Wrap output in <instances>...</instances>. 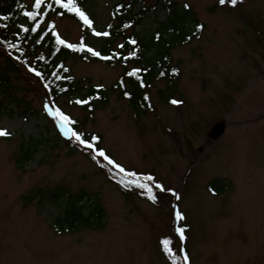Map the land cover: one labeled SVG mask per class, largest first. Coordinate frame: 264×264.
I'll use <instances>...</instances> for the list:
<instances>
[{"label":"rangeland","instance_id":"374dc122","mask_svg":"<svg viewBox=\"0 0 264 264\" xmlns=\"http://www.w3.org/2000/svg\"><path fill=\"white\" fill-rule=\"evenodd\" d=\"M127 1L86 0L82 11L92 28L85 30L81 20L51 18L66 43L77 44L87 33L85 49L100 53L85 50L66 62L83 81V94L90 86L102 91L93 97L92 113L82 109L89 101L76 103L80 96L62 98L57 107L101 136L100 148L125 172L95 160L113 168L115 177L150 176L147 181L166 191H154L155 204L123 194L74 138L60 132L44 109L47 103L55 111L37 76L25 68L2 72L0 58V129L8 133L0 136V264H169L159 244L166 237L171 256L184 264H264V0H166L188 7L198 25L193 38L169 50V66L178 70L175 93L164 91V77L153 80L144 91L151 108L137 115L113 88L124 70L113 58L121 38L102 56L108 35H93L106 32L112 7ZM131 1L135 13L148 10L135 31L151 38L165 0ZM215 124L224 127L217 139L208 135ZM29 140L37 151L18 168ZM212 181H223L227 191L212 194ZM77 195L84 196L85 211L99 203L104 219L94 229L61 234L54 217Z\"/></svg>","mask_w":264,"mask_h":264},{"label":"trees","instance_id":"16d2710c","mask_svg":"<svg viewBox=\"0 0 264 264\" xmlns=\"http://www.w3.org/2000/svg\"><path fill=\"white\" fill-rule=\"evenodd\" d=\"M242 1L237 0L236 4ZM34 2L35 0L29 5L23 0H0V58L4 59L1 71L10 74H22L23 68L29 70L31 67L41 73V76L37 78L44 87L48 85L45 89L55 108H58L57 103L62 98L80 96L82 100H89V103L82 109L88 110L91 114L95 109L93 97L95 95L101 97L102 91L90 86L85 94L82 93L83 89H85L83 81L77 80L71 75L66 62L73 57L79 56L82 58L83 51L72 50L65 45L58 44L56 42L58 33L51 20V18H67L80 22V19L74 13H68L63 9L50 11L45 7L44 11L39 14L38 21L34 23L24 15L26 11L33 10ZM47 2L48 0H45V3ZM73 2L82 10L86 0H73ZM134 6V1L130 0L118 2L112 7L111 19L106 29L108 37H106L105 44L100 52L102 56H108L107 46L121 38L123 47L120 46L113 58L123 66L124 70L122 75L116 80L113 88L120 90L119 96L126 98L130 108L137 115L147 112L151 108L150 101L144 91L150 87L153 80H159L164 77L167 80L164 91L175 93L178 70L169 66V50L175 46L183 45L193 38L192 27L197 26L198 22L188 7H176L165 0L160 7V9L165 11L163 20L158 23L151 38L144 39L139 36L135 29L141 24V20L144 19L148 10L144 8L135 13ZM50 24L54 25V27H49ZM30 26L36 27L37 30L35 32L22 30ZM82 28L85 30L86 26L83 25ZM128 29H130L131 33L126 35L125 32ZM53 32L57 35H53ZM131 41H135V44L131 43ZM81 43L84 46L86 45L87 33L83 34L81 40L74 45L79 46ZM65 44L68 43L65 42ZM147 54L150 56H146ZM129 63L133 65L131 69L126 68ZM133 70L138 71L134 75H128ZM32 73L34 74V72ZM160 94L162 95L163 92H160ZM2 108L0 104V112ZM84 123L85 121L81 123L75 120L74 124L69 126L73 131L82 133L84 138L89 139L91 143L101 149V136L97 133L85 132L83 129ZM91 137H96L97 139L91 140ZM37 146L38 143H34L31 140L24 142L22 144L23 153L16 158V167L23 168L30 162L37 151ZM76 147L80 148L90 160L100 164L109 173L111 180L123 194L130 193L155 204L156 200L155 202L150 200L148 193L136 186L137 183L146 184L153 195L154 191H157L153 182L147 180L133 181L130 177H125L124 175H121V178L115 177L114 169L111 168L110 170L107 163L93 160L92 154H90L88 149L80 145ZM121 181L125 183H121ZM227 187V184L223 181H212L208 184V189L215 195L226 192ZM53 196L54 198L60 197V195ZM83 197V195L68 197L66 205L61 212L62 215L54 217V223L60 226L59 231L61 234H63L62 229L67 230V232H73L76 228L94 229L96 228L94 224L100 225L103 221L105 215L102 208L98 205L99 203L90 206L85 211L84 207L80 205ZM64 226H66V229L63 228ZM159 244L169 264H173V260L175 264H184V261L180 260L182 259L180 256L173 257L165 253L162 240H160ZM174 258H177V260Z\"/></svg>","mask_w":264,"mask_h":264},{"label":"snow or ice","instance_id":"6c2138e0","mask_svg":"<svg viewBox=\"0 0 264 264\" xmlns=\"http://www.w3.org/2000/svg\"><path fill=\"white\" fill-rule=\"evenodd\" d=\"M220 4H224L225 0H219ZM230 3L232 5H236L237 0H230ZM33 10L32 11H26L24 13L25 17H27L29 20L33 21L34 23H36L38 21V16L40 13H42L45 9V7H47L50 11H55L57 9H63L68 13H74L82 22L83 24L88 27V28H92V21L88 18V16L80 9L77 7V5L73 2V0H67V2H65V0H48L47 3H45V0H35L34 4H33ZM57 14H62V13H57ZM49 27H54V25H49ZM23 31H33L35 32L37 29L36 27H29L27 29H22ZM53 35H57L55 32L52 33ZM93 35L96 36H107L108 33L104 32V33H100V32H96L95 30H93ZM58 44L61 45H65L66 47L72 49V50H78V51H87L89 53H91L93 56H99L100 53L97 51H94L92 48L88 47L87 49H85V46L83 43H81L79 46L74 45V44H65V41L60 39L59 36L57 35V41ZM131 43L135 44V41H131ZM121 47H123V45H121ZM132 55H134V53H132ZM109 57H104V59H108ZM30 72H34V75L37 77L41 76V73L39 71H35L34 69H32L31 67L29 68ZM138 70H133V72L128 73V75H134L135 72ZM45 87L47 88L48 85H45ZM125 95H127V93H125ZM147 99V97H146ZM76 103L78 104H86L87 101L86 100H77ZM172 104H177L178 101L176 100H172L171 101ZM53 107H55L53 105ZM44 109L45 111L52 116L57 123V126L60 130V132L67 138L69 139H75V141L82 146L85 149H88L90 151V154H92V158L93 160L97 159V157H102L103 159L107 160L108 164L112 165L114 168H117L121 173L125 172V169L117 164H115L111 159H109L106 154L104 153V151L102 149L97 148L93 143H91L89 141V139L84 138L83 134L78 132V131H73L71 127H69V125H73L74 121H72L69 116L65 115L63 112H61L59 110V108H55V111H52V109L50 108L49 104H45L44 105ZM8 135V133L5 130L0 129V136H5ZM97 139L96 137H91V140H95ZM126 175L128 176H132L134 175L133 173H126ZM145 179L147 180H151L152 177L148 176ZM121 183H125L124 181H121ZM131 183V182H128ZM137 187L143 189L144 191H146L148 193V198L150 200H152L153 202H155L156 197L154 195L151 194V189L148 188V186L146 184H139L137 183L136 185ZM155 187L157 189H159V191L164 192L166 191L160 184H156ZM170 191V190H167ZM173 195H175V193H173ZM178 198V197H177ZM176 217L177 219H182L183 217L181 216V214L179 212L176 213ZM176 231L180 234V239L183 240L184 236H183V229L182 228H177ZM171 241L168 239H164L162 241V244L164 246V251L166 254H168L169 256L172 255V251L169 247ZM185 261H187V256L184 257ZM173 264H175L174 260H173Z\"/></svg>","mask_w":264,"mask_h":264},{"label":"water","instance_id":"95a60500","mask_svg":"<svg viewBox=\"0 0 264 264\" xmlns=\"http://www.w3.org/2000/svg\"><path fill=\"white\" fill-rule=\"evenodd\" d=\"M223 129L224 127L221 124H218L212 128V130L209 132V136L213 139H217L223 133Z\"/></svg>","mask_w":264,"mask_h":264}]
</instances>
